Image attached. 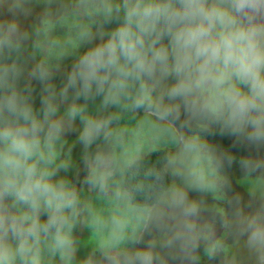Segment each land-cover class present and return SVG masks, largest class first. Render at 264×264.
I'll use <instances>...</instances> for the list:
<instances>
[{"label":"clouds","instance_id":"9594fccd","mask_svg":"<svg viewBox=\"0 0 264 264\" xmlns=\"http://www.w3.org/2000/svg\"><path fill=\"white\" fill-rule=\"evenodd\" d=\"M236 167L264 180V0H0V264H220L225 234L264 264Z\"/></svg>","mask_w":264,"mask_h":264},{"label":"rangeland","instance_id":"374dc122","mask_svg":"<svg viewBox=\"0 0 264 264\" xmlns=\"http://www.w3.org/2000/svg\"><path fill=\"white\" fill-rule=\"evenodd\" d=\"M139 140V146L143 151V156L153 151L152 147L147 143L144 133L136 134ZM219 139V138H218ZM219 142L223 143L225 146L230 145V141L224 139ZM137 147L132 146L131 153L133 156L136 155ZM240 172L238 167L234 168L233 171V183L237 189V192L230 193L229 195H242L243 203L245 206H256L260 203L261 199L264 198V180L254 179V178H238ZM242 186H240V185ZM246 190V191H245ZM222 205V201L219 202ZM98 207H104L102 202H97ZM81 247L85 251L91 250L95 247L97 243V238L93 237L89 239V232L85 229L81 234ZM225 236H228L225 234ZM228 252L222 257L220 264H254L253 258L248 254V252L243 247L242 241H233L231 236L228 237Z\"/></svg>","mask_w":264,"mask_h":264},{"label":"trees","instance_id":"16d2710c","mask_svg":"<svg viewBox=\"0 0 264 264\" xmlns=\"http://www.w3.org/2000/svg\"><path fill=\"white\" fill-rule=\"evenodd\" d=\"M164 156V150H153L142 157V159L139 161L136 168L129 173V183L137 184V183H143L145 185L143 196L147 197L150 189L148 188V185L151 183L150 179H147L145 177V173L152 168H159L161 166V162L163 160ZM140 197H138L139 199ZM228 237L225 236L227 243H228Z\"/></svg>","mask_w":264,"mask_h":264}]
</instances>
